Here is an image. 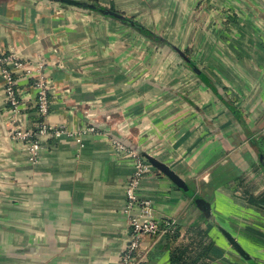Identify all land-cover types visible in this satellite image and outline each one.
<instances>
[{"label": "crops", "instance_id": "0c3cea01", "mask_svg": "<svg viewBox=\"0 0 264 264\" xmlns=\"http://www.w3.org/2000/svg\"><path fill=\"white\" fill-rule=\"evenodd\" d=\"M92 3L150 35L75 7L0 0V57L42 66L45 123L73 134L39 135L31 160L13 132L35 128L33 81L14 72L12 110L0 75V264H121L133 163L112 139L168 166L205 203L154 169L138 198L153 219L174 220L178 238L144 236L132 264H170L173 248L198 243L194 230L210 245L204 264H264V206L250 200L264 193L251 143L264 137V0Z\"/></svg>", "mask_w": 264, "mask_h": 264}, {"label": "built area", "instance_id": "2783aa9c", "mask_svg": "<svg viewBox=\"0 0 264 264\" xmlns=\"http://www.w3.org/2000/svg\"><path fill=\"white\" fill-rule=\"evenodd\" d=\"M1 65H4L5 68H2ZM41 69L42 66L40 64H24L14 56L0 57V75L4 80L6 99L12 110L18 108L19 105L14 72H22L26 79H32V86L36 90L34 101L36 121L33 123L34 130L17 128L13 132V137L16 140L28 142L27 147L31 160L36 158L41 148L37 140L39 135L49 134L54 137L64 135L69 138L73 136L72 133L61 127L53 128L45 123L49 113V100L46 93V81L40 74ZM89 131L93 132L94 128H90ZM110 144L117 156L129 159L133 163V174L125 188V213L129 216L128 244L121 255V264H132L141 239L144 236L159 238L172 236L177 231V224L174 220L157 221L153 219L150 203L138 198L137 192L142 180L146 176L152 175L155 172L154 168L140 156L138 151L129 148L122 140L112 139ZM136 209L139 210V213L134 214L133 212Z\"/></svg>", "mask_w": 264, "mask_h": 264}, {"label": "water", "instance_id": "95a60500", "mask_svg": "<svg viewBox=\"0 0 264 264\" xmlns=\"http://www.w3.org/2000/svg\"><path fill=\"white\" fill-rule=\"evenodd\" d=\"M43 1L50 2L53 4H59L63 6L81 8L83 10L96 11L101 16L109 17L124 22L125 24L129 25L132 28H140V26H138L134 21L130 20L129 18H126L108 8H97L94 4H91L87 1H83V0H43ZM179 53L181 54V52ZM186 61L188 62V60ZM194 70L197 74H200V71H198L197 69ZM141 157L144 158L155 170H157L159 173L164 175L168 180H170L176 186V188H178L181 192H183L185 195H187L190 198H194V201L199 208L203 209L205 207L204 201L198 196H196L193 190L182 179H180L168 166L158 162L157 160L147 155L143 154ZM259 158L261 160L262 157L259 156ZM225 236L231 243L232 247L235 250H237L242 257L245 258L246 254L242 251V249L236 243V241L227 234H225Z\"/></svg>", "mask_w": 264, "mask_h": 264}, {"label": "trees", "instance_id": "16d2710c", "mask_svg": "<svg viewBox=\"0 0 264 264\" xmlns=\"http://www.w3.org/2000/svg\"><path fill=\"white\" fill-rule=\"evenodd\" d=\"M83 1L89 2L88 0H83ZM94 5L97 8H101L99 5H97V3H95ZM78 9H81V8H78ZM86 11H89L92 13H97L96 11H90V10H86ZM137 25L140 26L139 24H137ZM136 29L139 30L140 32H142L143 34L150 35V32L145 30L142 26H140V28H136ZM153 37L156 38L155 36H153ZM188 63L192 68H196L190 61H188ZM251 143L256 148V150L258 151V153H259L258 156L262 157L261 160L259 158V163L263 167V171H264V137H261L258 141L254 140ZM250 200H251V202H256L258 205L263 207L264 206V193H262L258 197L251 196ZM178 230L179 229H177V231L174 235L167 236V237L172 239V240L177 239L178 238ZM194 232L196 233L197 237L199 238L198 243L193 244L194 241H191L187 244H183V245L181 244V245L173 248L171 250V253H170V264H204L205 259L210 254V245L207 243V241H206L207 236L203 231L194 230Z\"/></svg>", "mask_w": 264, "mask_h": 264}, {"label": "rangeland", "instance_id": "374dc122", "mask_svg": "<svg viewBox=\"0 0 264 264\" xmlns=\"http://www.w3.org/2000/svg\"><path fill=\"white\" fill-rule=\"evenodd\" d=\"M88 1H91V0H88ZM93 1H94V0H92L90 3H91V4H95V3H92ZM56 5H59V4H56Z\"/></svg>", "mask_w": 264, "mask_h": 264}]
</instances>
